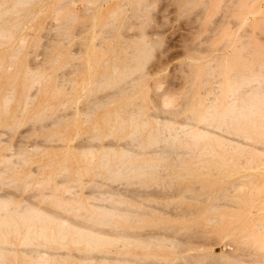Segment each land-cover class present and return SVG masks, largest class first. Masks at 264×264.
I'll return each instance as SVG.
<instances>
[{
  "label": "rangeland",
  "instance_id": "374dc122",
  "mask_svg": "<svg viewBox=\"0 0 264 264\" xmlns=\"http://www.w3.org/2000/svg\"><path fill=\"white\" fill-rule=\"evenodd\" d=\"M5 1L0 212L64 222L1 224L0 264H264V115L223 111L229 75L264 64V0ZM111 140L175 149L117 172Z\"/></svg>",
  "mask_w": 264,
  "mask_h": 264
},
{
  "label": "bare ground",
  "instance_id": "6f19581e",
  "mask_svg": "<svg viewBox=\"0 0 264 264\" xmlns=\"http://www.w3.org/2000/svg\"><path fill=\"white\" fill-rule=\"evenodd\" d=\"M7 1V0H6ZM5 1V2H6ZM15 1V0H13ZM256 3V2H255ZM241 5V4H240ZM232 15V14H231ZM225 20V19H224ZM230 24V23H229ZM231 28V27H230ZM107 31V30H106ZM250 34V33H249ZM250 38V37H249ZM244 41V40H243ZM232 44V43H231ZM250 47V46H249ZM125 48V47H124ZM247 50V49H246ZM109 60H111L109 58ZM111 62V61H110ZM113 62V60H112ZM240 63V62H239ZM244 63V62H243ZM248 63V61H247ZM241 64V63H240ZM249 64V63H248ZM255 67H253L254 69V72L253 73H241V72H233L232 75H229L228 77V84H230V86L234 89V91L237 92V94L235 96H232V94L226 95L227 99L225 100V106H224V113L228 116V117H232V116H239V117H242V118H245V117H254L255 116H262L264 115V90L262 92H259V90L257 91L256 90V86L252 85V82L253 81H256L258 80L256 78V75H259L260 72H261V75L264 76V64H262L260 61H257L256 64H254V62L252 63ZM251 64V65H252ZM116 66V65H115ZM246 66V65H245ZM106 67V66H105ZM107 68V67H106ZM113 68V67H112ZM245 68V67H244ZM108 69V68H107ZM260 69V72L258 71ZM104 70V69H103ZM111 70V69H110ZM209 70V69H208ZM234 70V69H233ZM247 70V69H246ZM257 70V71H256ZM235 71V70H234ZM106 72V71H105ZM102 74V73H101ZM261 81V80H260ZM261 83H264V81H261ZM108 98H110L108 96ZM107 98V99H108ZM106 99V98H105ZM104 98H101V100H105ZM106 99V100H107ZM215 99V97H212L211 98V101L213 102V100ZM112 101V100H111ZM261 102V104L259 103H253V102ZM210 102V101H208ZM102 103V102H101ZM101 103H100V106H101ZM103 104V103H102ZM103 106V105H102ZM99 107V105H98ZM134 109V108H132ZM117 110V109H116ZM129 111V110H128ZM133 111V110H132ZM206 111L208 112H211L212 111V108L211 107H207L206 108ZM135 112V111H134ZM219 116V115H218ZM259 116V117H260ZM125 117V115H124ZM125 119V118H124ZM257 122L258 121H253L251 124H253V126H256L257 125ZM190 123V122H189ZM186 124V123H185ZM246 127V126H244ZM179 128V127H178ZM202 128V127H201ZM252 130H254L252 128ZM204 131V130H203ZM198 132V131H197ZM249 132H251L249 130ZM199 133V132H198ZM205 133V132H204ZM253 133V131H252ZM239 138H234V137H231L229 139V141H232V142H229V143H233V144H238L240 141ZM90 141V140H89ZM88 141V142H89ZM137 141V140H136ZM243 142V141H241ZM246 144V142H244ZM192 144V143H191ZM202 144V143H201ZM88 145V144H87ZM87 145H84L87 147ZM96 147H101V148H104V149H111L113 147H116V148H119V151H120V158L118 161H116V163L114 164L115 165V170L117 171L119 169L122 168V169H129L130 171H135L137 169L141 170L142 169V164L143 163H147V157L146 159H143L142 161V164H137V163H133V162H126V157H124L125 155L126 156H129V155H136V157L140 154H145L146 156L148 155H151V154H156L157 156H159L160 154H162V156L166 157L165 152H169L170 155H172V150L174 151V149H171L170 150H167L165 151L166 147L162 148V146L160 147H157L155 149H152V150H148V151H141L139 150L138 148L135 147L136 144H132V143H129V142H115L114 140H111V141H107L106 143H103V144H95ZM199 145V144H198ZM251 145V144H250ZM82 148L84 147L83 146V143L81 144ZM195 146V145H194ZM92 147V146H91ZM95 147V146H94ZM169 146H167L168 148ZM256 147V146H255ZM169 149V148H168ZM198 149V148H197ZM97 150V149H96ZM115 150V149H113ZM112 150V151H113ZM249 150V149H248ZM251 151V150H250ZM167 152V154H168ZM178 152V150H177ZM105 153V151H104ZM175 153V152H174ZM124 154V155H123ZM159 154V155H158ZM168 154V155H169ZM177 155V153H176ZM178 155H181V153H179ZM177 155V157H178ZM133 157V156H131ZM152 159L153 156H151ZM150 157V158H151ZM164 157V160H166L167 158ZM180 158V156H179ZM178 158V159H179ZM184 159V158H183ZM191 159V158H190ZM137 160V159H135ZM157 160H161V159H157ZM163 160V159H162ZM177 160V159H176ZM186 160V159H185ZM183 161V160H182ZM179 162V161H177ZM189 162V161H188ZM139 163V162H138ZM151 163V162H150ZM149 163V164H150ZM153 163V162H152ZM181 163V162H180ZM148 164V163H147ZM186 164V163H184ZM152 166V165H150ZM115 172V171H113ZM118 172V171H117ZM124 172V171H121V173ZM115 187V186H114ZM125 191H129V192H125ZM125 191H121V190H118V191H115L114 189L112 190V193H125L126 195L129 193L131 194L132 190H125ZM9 196L11 195H8V194H0V201L3 200L4 198H10ZM1 204V203H0ZM6 212V211H5ZM5 215V214H4ZM1 212H0V225H4L5 227L6 226H10V225H14V227H16V229L22 231L25 235H33L35 233H42L43 235H51V236H54L55 234L57 233H60V229H61V226H62V223L64 222V219L61 218V222H58V221H55V223L53 224V221L55 219H57L58 217L56 215H52L51 217H48V218H43V217H39L37 216L36 219H34L33 216H18V215H11V216H7L5 215L4 216ZM51 224L52 226L51 227H47L48 224ZM73 223V222H72ZM83 223V222H82ZM1 225V226H2ZM81 226V225H80ZM95 228V227H94ZM97 231V230H96ZM107 232V231H106ZM126 232V231H125ZM66 233V232H65ZM102 233V232H101ZM67 234V233H66ZM105 234V233H104ZM107 234V233H106ZM112 235V234H111ZM85 236V235H84ZM23 253L27 254L31 259H36V260H39V259H46L48 257H51L54 256V255H60V256H63L67 253V251H63V250H52V249H48V248H25V249H22L21 250ZM74 253V252H73ZM93 253V252H92ZM107 253V252H106ZM77 254V253H76ZM95 254V253H94ZM101 255L100 253H97V255ZM103 258L107 259L108 261V264H110L111 262H109L110 260H108V257L110 255L107 254H102L101 255ZM91 257H95V255L91 256ZM102 258V259H103ZM113 258V257H112ZM110 259V258H109ZM119 261H120V258H118ZM96 260V258H95ZM94 260V262H95ZM80 261V260H78ZM85 261V260H84ZM112 261V260H111ZM100 262V261H99ZM102 264V263H101ZM107 264V263H106Z\"/></svg>",
  "mask_w": 264,
  "mask_h": 264
}]
</instances>
